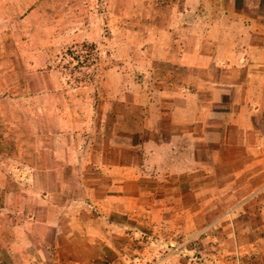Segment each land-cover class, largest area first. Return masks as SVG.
<instances>
[{
  "label": "rangeland",
  "instance_id": "1",
  "mask_svg": "<svg viewBox=\"0 0 264 264\" xmlns=\"http://www.w3.org/2000/svg\"><path fill=\"white\" fill-rule=\"evenodd\" d=\"M190 4L192 17L182 14ZM209 7L0 0V264L50 263L48 240L41 228L26 230L28 219L76 216L74 200L84 217L109 219L93 205L113 180L141 207L111 232V248L98 241L108 249L98 264H264V175L237 174L238 149L221 145L218 134L201 144L182 128L171 153L152 151L142 130L161 103L172 105L173 91L199 90V99L211 100L205 81L215 82L218 67L174 62ZM28 151L48 169L38 170V190L26 175Z\"/></svg>",
  "mask_w": 264,
  "mask_h": 264
},
{
  "label": "crops",
  "instance_id": "2",
  "mask_svg": "<svg viewBox=\"0 0 264 264\" xmlns=\"http://www.w3.org/2000/svg\"><path fill=\"white\" fill-rule=\"evenodd\" d=\"M193 1L200 0H187ZM201 1L210 6L209 11L202 12V29L195 39L189 37L184 43L186 50L179 52L174 62L196 68L218 67L215 82L205 81L210 83L211 100L199 99V90L173 91L172 105L167 100L166 104L161 103L157 109L162 107L164 111L156 109L154 115L146 116L142 130L150 132L148 139L156 145V149L150 147L152 151L164 148L171 153L179 150L177 143L182 128L187 131L184 135L201 144L212 141V133L218 134L217 137L222 139L221 145L232 143L238 149L237 159L241 161V166L237 174L245 172L251 178L260 173L264 175V166H261L264 163V0ZM194 10L195 6L190 4L182 14L192 17ZM212 104L218 108H213ZM166 114L172 118L168 123V120L165 121ZM215 122L219 127L217 131L212 129ZM168 129H171L170 134ZM36 157L35 152L28 151L26 175L33 177L32 186L38 190L40 184L37 187L36 177L41 170L45 169L46 174L48 169L39 168ZM4 184L5 180L0 181V187ZM54 186L61 192V185ZM42 188L48 192L53 190L50 183H45ZM124 189L122 183L113 180L107 195L93 205L99 211L106 209L104 212L109 214V219L84 217L80 214L84 207L78 200L72 203L78 206L76 216L63 217L60 211L58 216L42 221L34 219V216L29 218L26 230L36 232L37 228H41L43 239L48 240V264H98L102 252L111 248V232L122 230V226L126 228L124 220L136 215L141 207L133 201L136 198ZM80 190L84 192L83 185ZM83 198L88 200V195ZM63 201L60 198L58 205ZM123 210L126 215H116ZM116 216L123 219L118 221ZM31 225L33 228L29 227ZM99 240L104 241L108 249H103L102 244L97 246Z\"/></svg>",
  "mask_w": 264,
  "mask_h": 264
},
{
  "label": "built area",
  "instance_id": "3",
  "mask_svg": "<svg viewBox=\"0 0 264 264\" xmlns=\"http://www.w3.org/2000/svg\"><path fill=\"white\" fill-rule=\"evenodd\" d=\"M189 241V240H188ZM188 241H185V242H188ZM193 259H195V258H193Z\"/></svg>",
  "mask_w": 264,
  "mask_h": 264
}]
</instances>
